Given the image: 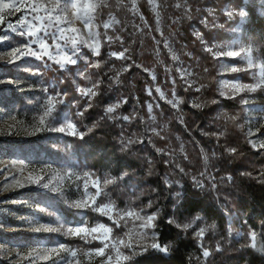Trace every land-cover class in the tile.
I'll use <instances>...</instances> for the list:
<instances>
[{"label": "rangeland", "instance_id": "1", "mask_svg": "<svg viewBox=\"0 0 264 264\" xmlns=\"http://www.w3.org/2000/svg\"><path fill=\"white\" fill-rule=\"evenodd\" d=\"M160 1L162 0H91L97 5V8L92 13V23L88 28H85L83 22L76 19L77 9L71 7L72 4L79 6L85 0H60V8H63L64 11L56 9L52 12V16L54 18L56 15H60L61 19L58 23L53 19L51 21L53 27L48 31L59 37L60 33L57 28L75 27L77 32H66L64 34L66 38L76 37L79 39L80 36H83L88 39V33L92 32L95 34L94 43L99 44L98 55L93 54V51L86 45L80 44L77 45L80 49L78 55L73 56L70 39L59 40L52 36H45L43 29L35 37L28 35L30 28L32 31L41 28L40 22L34 19L36 15L43 16L45 23H49L47 13L42 9L34 13L31 11V5H42L51 9L55 5V0H5V2L17 3L21 10L12 16L6 15L5 21L0 22V37L5 35L8 37L7 40H0V81H3L0 83V264H126L137 255L154 250L148 246L153 242L151 238L153 232L155 233V242H158L156 228L163 217L162 206L166 204L167 200L162 196V191L165 190L164 186L170 188L168 186L174 185L177 190H180L183 181L188 179L198 189L209 190L216 179L213 172L206 177L203 176V173L194 175V172H191L194 164L190 161L189 153L186 152L189 141H184L178 131L169 129L170 124L175 123L169 122L168 118H163L161 112L165 111L159 110L161 116L158 118L148 109L149 100L152 102L150 104L153 109L154 107L162 108L159 101L167 103L174 112L172 120L176 118L178 123L183 125L185 130L187 129L183 124L182 110L180 109L182 101L178 96L174 81L176 75L185 83L186 87H190L191 91H189L188 97L194 107L208 103L213 106V109L210 110L212 120L202 124H207L205 130H209L211 126L216 127L218 133H215L214 136L225 141L228 154H233L235 157L238 155L232 142V135L237 136V131L240 140L245 142L251 150L250 159L257 153L264 155V148L259 147L261 143H264V85L254 92L247 90L234 92L229 87L233 84L254 85L261 78L260 69L259 67L249 69L248 61L243 57V54L240 57L217 54L251 47L253 62L257 65H264V41L249 34L243 28L244 23L249 20V15L243 10H235V6L228 3L227 0H216L214 5L217 8L213 6L205 8L208 14L202 20L203 30L193 28L194 31H191L194 39L199 41L200 47L209 54L212 61V66L202 68V74L205 73V81L208 79L211 82L210 91L205 92L206 89H202L203 85L199 86L200 74L195 70L199 67L193 62L187 63L182 60L178 52L173 50L171 41L165 36L161 37L162 31L169 30L170 26L162 18ZM146 2L154 16L153 26L149 21H146V15L143 12ZM243 2L255 6V12L264 18V0H243ZM241 11L246 13L244 17L239 15ZM229 12L233 13L231 17L228 15ZM97 17L102 19L101 25L108 42V58L104 59L103 64L98 60L102 53L103 33L100 31ZM9 23L16 28L15 32L8 28ZM105 24L108 25V28L104 27ZM152 27L156 28L160 40L155 38L153 52L158 54L157 62L149 68L146 67L144 61H140L138 56L136 57L132 53L142 49L146 50V30L151 31ZM174 37L182 42L176 36V32ZM38 38L47 43L48 51L53 57L59 59L61 55L67 54L77 59V63L75 65L65 64L64 68H61L55 60H51L47 56L37 59L26 54L20 59H13L10 55L16 48H21L26 52V46L29 44L32 50L42 52L39 43H31ZM178 41L175 44L182 47ZM57 43L61 45V49L55 47ZM161 48L162 52L165 50L169 55L167 61L161 57ZM208 48H211L212 51H207ZM113 52L117 53V56H112ZM121 52L124 53L123 58L119 57ZM116 67L117 69L114 70ZM233 67L240 70L232 72L231 68ZM136 69H141L144 76L139 72L137 74L134 72L135 75L130 73ZM159 69L164 73L163 80L168 78V80L166 79L168 83L164 86L162 84L167 81H159ZM111 71H114L113 76H110L109 72ZM210 72L212 75L209 74ZM146 73L149 81L145 79L147 78ZM104 76L112 77L110 80L118 86L121 84L118 82L125 77L127 81H130L129 85L138 83L137 88L132 91L133 97L131 96L130 100L135 107L144 106L145 112H142L141 107L135 109L133 106L134 109H130L129 106L128 109L125 106L128 95L122 91L115 96L114 100L106 98L105 93V98L102 99V109L94 107L95 99L101 92L99 85ZM134 76H136L135 81L133 80ZM65 79L69 81L72 93L54 91L56 83L57 85L62 84ZM94 85H98V87H93ZM88 88H93L97 95L94 97L84 95ZM128 94L130 96V92ZM207 94L214 96L212 102L201 101V98L208 97ZM74 97H78V100L70 107L68 102L70 98ZM49 98H52L54 107L50 115H45L49 107ZM170 100L172 103H169ZM243 101H247V103ZM89 103L91 107L88 106ZM173 104L176 106L173 107ZM232 106H236L237 109L230 110L229 108ZM109 107H112L114 111L107 112ZM123 107L128 110L125 114L121 113ZM90 110L96 119L104 115V120L108 118V121L119 116H122V119L128 117L129 123L133 122V119L136 123L138 120L140 121L138 123H140L139 126L142 125L141 128H134L132 135H129L131 141L143 146L144 141L149 139L154 151L158 155L164 154L167 157L164 159V163L168 167L160 170L156 163L152 162V155L144 154L146 165L149 167L147 169L153 171L149 176L152 180L163 182L159 188L156 182L153 184L151 181L152 187L148 186L140 193H133L128 184L122 181V177L117 178L105 172L100 173L78 164V159L74 154L76 150L72 151L73 145L67 143H69L68 140H75L77 144L81 145L87 130L94 129L96 123L95 119L89 117ZM81 112L83 115H80ZM130 116L133 118L131 119ZM42 118L43 124L40 123ZM68 122L76 124L78 131L85 133L83 139L78 135L54 130L66 127ZM129 123L127 124L129 125ZM186 132L191 134L188 139L198 145L195 134L188 130ZM211 133H214V130ZM250 141L256 143L257 147L254 148ZM121 142L125 145L126 142H130V139L125 135L121 138ZM230 149H236V151L231 152ZM190 151V154L195 156L196 152H193V149ZM239 157L237 158L239 159ZM239 160L237 161L240 163L239 165L249 167L254 165L253 168L259 166L245 157ZM241 171L243 174L250 172L248 170ZM158 172L160 175L161 172H164L162 177L158 175ZM259 174V182L264 183V174ZM108 179H112L114 182L107 184ZM14 181H19L25 186L6 187ZM44 183L49 184L47 189L40 186ZM85 184H87L86 188ZM53 188H57L58 191H52ZM97 191L101 193L99 196L95 195ZM142 192L150 194L151 197L146 195V200L143 201L145 205L138 206L136 201L143 198ZM179 195L180 193L177 191L172 195V198ZM93 199L95 200L94 204ZM77 202L85 204V207H75ZM59 205L74 212L80 218L79 223L77 225L66 223L64 217L56 210ZM105 205L112 209L108 215L97 210V208H104ZM129 211L144 218L155 216L154 227L151 229L141 228L143 220L136 219V216L124 215ZM175 213H172L171 221L179 229L197 227L198 232L204 229L201 237L208 239H210L209 234L215 232L212 225L200 223L196 218H179ZM109 215L112 219H109ZM121 216L124 218L120 219ZM114 221H118V227ZM99 224L112 228V232L106 240L103 239L101 233L94 234L101 236V239H92L89 236L86 241L67 232L68 228H91ZM186 224L190 226L185 228ZM37 228L41 230L36 231ZM120 241L131 244L132 247H124L119 243ZM105 243L109 247L105 249L104 255H97L95 249L103 247ZM53 249L56 251L53 252ZM117 249L121 255L120 260L116 259ZM205 250L209 254L210 251L214 252L210 248ZM73 251L76 252L75 257L71 255ZM109 256L112 257L111 260L108 259ZM125 256L128 259H123Z\"/></svg>", "mask_w": 264, "mask_h": 264}, {"label": "trees", "instance_id": "2", "mask_svg": "<svg viewBox=\"0 0 264 264\" xmlns=\"http://www.w3.org/2000/svg\"><path fill=\"white\" fill-rule=\"evenodd\" d=\"M227 1L235 6V10H243L249 15V20L244 23L243 28L248 31L249 34L264 41V18L260 17L255 12V6H250V4L243 2V0ZM215 2L216 0L160 1V7L163 13L162 18L170 26L169 30L164 29L162 31L161 37L165 36L166 39L171 41L173 50L178 52L182 60L187 63L193 62L194 65L199 67V69L195 70L200 74L198 78L199 86L203 85L202 89H206L204 90L205 92L210 91L211 82L208 79L205 81V73L202 74V68L212 66V61L209 54L200 47L199 41L194 39L191 31H194L193 28L200 29V31L203 30L204 26L202 20L208 14L205 8L212 6L217 8L214 5ZM143 12L146 15V21H149L153 26L154 16L147 2L146 6H143ZM97 20L100 24V31L103 33L102 53L98 60L103 64L104 59L108 58V42L107 36L101 25L102 19L97 17ZM173 32L174 34H172ZM175 32L176 36L179 37L182 42L175 39ZM155 38H160L156 28L152 27L151 31L147 29L146 50L142 49L132 53V55L138 56L137 58L140 61H144L146 67L149 68L157 62L158 54L157 52H153ZM176 41L182 44V47L177 46L175 44ZM70 51H72V49H70ZM160 54H162L161 57L164 61L169 59V55L166 54L165 50L162 52V48ZM116 69L117 67L114 68V70ZM140 70L136 69L130 73L134 74V72H136L137 74L139 72L144 76ZM109 73L110 76H113L114 71ZM159 73V81L168 80V78H166L167 80H163L164 73L161 69H159ZM209 74L212 75L211 72ZM135 77L136 76H134L133 79L134 81ZM146 77L145 79L149 81L147 73ZM110 78H108V76L102 77L99 85L101 92L95 99L94 107L102 109V99L105 98V93L106 98L114 100L115 96L122 91L128 95L127 105L125 106L128 109L129 106L130 109H134L135 106L130 100V97H133L132 91L134 88H137L139 84L129 85L130 81H127L125 77L118 82L121 83L120 86H118L114 85ZM174 79L178 90V96H180L182 101L180 109L182 110L183 124L187 128L186 130L195 134L198 145L188 139L191 134L186 132L183 125L178 123L176 118L172 120V113L174 115V112L167 103L159 101L162 108L154 107L153 109L152 106L150 112L154 113L158 118L162 114L163 118H168L169 122H174L175 124H170L169 129L175 132L178 131L183 136L184 141H189L186 152L189 153L191 158L190 161L194 164L191 172H194V175L203 173L205 177L213 172L216 179L213 181V186L210 187L209 190L198 189L196 185L192 184L188 179L183 181L180 190H177V187L174 185L168 186L170 188L164 186L165 190L162 191V196L167 200L166 204L162 206L163 217H161L159 221L156 232L158 242L161 245H168L169 252L160 253L156 250H149L148 252L137 255L126 264H264V250H257L264 249V183L259 182V173L264 174V155L257 153L250 159L249 153H251V150L246 146L245 142L240 140L241 138L237 131V136H235V134L232 135V142L233 146L237 149L238 155L235 157L233 154H228L226 152L225 141L214 136L215 133H218L216 127L211 126L209 130H205L204 128H206L207 124H202L212 120L210 110L213 109V106L208 105L210 104L208 102H212L214 96L207 94L208 97L204 99L201 98V101L207 100L208 104H200V107H194L188 97L189 91H191L190 87H186L185 83L179 79L178 75H176ZM166 83H168V81L162 84V86L166 85ZM54 88V91L72 93V88H70L67 79H65L62 84L57 85L56 83ZM128 92H130V96ZM191 95H193V93H191ZM142 97L143 94L141 98ZM77 100L78 97H74L73 99L70 98L68 105L72 107ZM148 102L152 103L150 100ZM126 107H123L121 113L125 114L128 111ZM140 107L141 106H136L135 109H139ZM140 109L143 113L145 112L144 106ZM229 109L234 110L237 109V107L232 106ZM159 110L165 112L159 114ZM91 111L92 110L89 111L91 113L89 117L95 119L94 122L96 125L94 129L91 132H86L87 134L82 140L81 145L77 144L75 140H68L69 143H67L73 145L72 151L76 150L74 154H76L78 164L84 165L87 168L89 167L100 173L105 172L117 178L122 177V181L128 184V187H130L133 193H140L142 189H147L148 186L152 187L150 184L151 181H153V184L156 182L159 188V185H162L163 182L152 180L149 176L153 171L147 169L149 167L146 165L144 154L152 155V162L154 164L156 163V166H158L160 170L168 167V165L164 163V159L167 157L164 154L158 155L154 151L149 139L144 141L143 146L140 143H133L131 141L129 135H132L133 129H139V127L142 126H139V117L137 119L138 124L135 122V119H133V122L129 123L130 119L124 120L122 116L108 121V118L104 120V115L96 119ZM86 114L88 115V113ZM132 118L133 117H131V119ZM127 123H129V125ZM233 128H235L234 125ZM213 130L214 133H211ZM125 135L130 139V142H126L127 144L124 145L121 142V138ZM157 140L159 142V139ZM190 149L196 152L195 156L190 154ZM237 157H239V159L241 158V160L243 157L248 158L250 162L256 163L259 166L253 168L254 165L252 167L239 165L240 163L237 161L240 160ZM170 166L173 165L170 164ZM241 170H248L250 172L243 174ZM163 173L164 172H161L160 175V172H158V175L162 177ZM251 175L254 178H250ZM160 177L158 176L159 179H161ZM207 186H209L208 183ZM177 191L180 195L172 198V195L177 193ZM142 195L143 198L136 201L138 206L145 205L143 201L146 200V195L151 197V195L146 194V192H142ZM56 210L64 217L63 219L66 223H70L71 225H77L79 223L78 220L80 218H78L74 212L68 211L64 206L59 205V208ZM173 212H176L175 214L179 218H196L200 223L204 222L205 224L212 225L215 232H211L209 234L210 239H208L207 237L196 235L198 232L197 227L179 229L171 221ZM252 233H256L255 240L251 237ZM253 244H255V247L252 246ZM208 248L214 250V252L209 250V256L205 257L203 253L204 250Z\"/></svg>", "mask_w": 264, "mask_h": 264}, {"label": "snow or ice", "instance_id": "3", "mask_svg": "<svg viewBox=\"0 0 264 264\" xmlns=\"http://www.w3.org/2000/svg\"><path fill=\"white\" fill-rule=\"evenodd\" d=\"M72 8L77 9V15H76V19L80 20L83 22L84 27L88 28V26L92 23V13H94L96 11L97 5L95 3H92L91 0H85V2L81 5H77V4H72L71 5ZM41 9L47 13L48 15V20L49 23H45V18L43 16L40 15H36L34 17V19L38 20L40 22L41 28H36L35 31H32L31 28L28 31V35L29 36H37V33L40 32L42 29L44 30V35L45 36H52L54 39H59V40H66V39H70V43H71V47L73 49V56L78 55L80 49L77 47V45L83 44L86 45L89 49H91L93 51V54L98 55L99 54V44L98 43H94L95 41V34L92 32L88 33V39H85L83 36H80L79 39H77L76 37H65V33L66 32H72L75 33L77 32V29L75 27H71V28H57V31L60 33L59 37H56V34L53 32H49L48 29H50L51 27H53V24L51 23V21H54L56 23H58L61 19L60 15H56L54 18L52 16V12L55 11L56 9H60V11H64L63 8H60V0H55V5L53 8H47L45 6H37L36 4H32L31 5V11L36 13L41 11ZM21 9L20 7L17 5V3H13V2H5V0H0V22H4L5 21V16H12L15 12H19ZM82 13V14H81ZM228 15L231 17L233 15V13L229 12ZM239 15L241 17H244L246 15L245 12L241 11L239 12ZM105 28H108V25L105 24L104 25ZM8 28L11 29L13 32L16 31V28L13 27L12 24H8ZM8 37L7 35L0 37V40H7ZM31 43H39V47L40 49H42L43 51H34L31 48V45H27V51L25 52V50L21 49V48H16L13 52L10 53V55L13 57V59H20V57L24 56V55H31L37 59H43V57L47 56L49 59L51 60H55L57 64H59V66L61 68H64L65 64H72L75 65L77 63V59H74L73 56H69L67 54H63L59 57V59H57L56 57H53L51 55V53L48 51V45L47 43L44 42L43 39H37V40H33ZM55 47L57 49H61V45L59 43H57L55 45ZM207 51L211 52L212 49L208 48ZM218 55H227L229 57H240L243 54V57L245 59H247L248 61V68L249 69H253L254 67H259L260 72V79L257 83H255L254 85H249V84H245V85H237V84H233V85H229V87L231 89L234 90V92H239L241 90H247L248 92H254L257 88H260L262 85H264V65H257L253 62L252 59V48L248 47L247 49L241 48L238 51H230L227 53H217ZM112 56H117V53L113 52L111 53ZM119 57L123 58L124 57V53L121 52L119 53ZM175 59V57H173ZM98 66V65H96ZM240 69L233 67L231 68L232 72H236L239 71ZM181 75H183V73H181ZM0 83H3V81H0ZM9 83H11V81H9ZM93 87H98V85H94ZM157 91L159 92V89H157ZM150 94V93H149ZM84 95L86 96H91L94 97L97 95V93L93 90V88H88L87 91L84 92ZM161 96H163V93H161ZM244 103H247V101H243ZM169 103H172V101L170 100ZM177 103H179V101H177ZM89 107H91V104L89 103L88 105ZM176 104H173V107H175ZM54 107L52 98H49V107L47 112L45 113V115H50L52 112V108ZM116 107H119V105H116ZM195 107H200V105H195ZM149 111H151L152 109V105L149 104L148 105ZM114 109L112 107H109L107 109V112L111 113L113 112ZM80 115H83V112L80 113ZM125 120L128 119V117H124ZM41 124L44 123L43 118L40 121ZM37 131H39V129H36ZM55 131H59L61 133L64 132H68L70 135H78L81 139H83V136L85 135V133L83 132H79L76 124L72 123V122H68L66 127H61L59 129H54ZM88 132L92 131V128H89L87 130ZM251 142V141H250ZM252 146L255 148L257 147L256 143L251 142ZM260 148H264V143H261L259 145ZM231 152H235L236 149H230ZM31 176V174H29ZM87 175V174H86ZM38 182V181H37ZM114 181L112 179H108L106 181L107 184H112ZM25 185L23 183H20L19 181H14L12 184L10 185H6V187H24ZM41 187L47 189L49 187L48 183H44L42 185H40ZM87 187V184H85V188ZM52 191H58L57 188H53ZM101 193L100 191H97L95 193L96 196H99ZM93 204L95 203V200L93 199ZM75 207L78 208H83L85 207V204H82L80 202H77L75 205ZM98 211L104 212L106 215L110 214L112 209L108 206L105 205L104 208H97ZM124 215L131 217V216H136V219L138 220H143V223L140 225L141 228H146V229H151L154 227L153 221L155 220V216H147L146 218L139 216V214L134 213V212H126ZM124 216H121L120 219H123ZM109 219H112L111 215H109ZM114 224L118 227L119 223L118 221H114ZM190 225H184L185 228L189 227ZM40 228H37L36 231H40ZM47 230H54V229H47ZM68 234L80 237L81 239H85L87 241V238L89 236L92 237V239H101V236L98 235H94L97 233H101L102 237L104 240H106L108 238V235L112 232V228L111 227H107L104 224H99L96 227H75V228H68L67 229ZM204 232V229H201L199 232L196 233L197 236H202ZM145 236H147V233H145ZM251 237L253 240L256 239V233H252ZM152 240L153 242L148 246L151 249L157 250L160 253H168L169 252V246L168 245H161L158 242H155V233H152ZM120 244H123L124 247L127 248H131L132 245L131 244H125L124 241H120ZM253 247H255V244L252 245ZM109 245L107 243L104 244L103 247H99L97 249H95V253L97 255H101L103 256L105 253V249L108 248ZM113 247H115V245H113ZM258 251L264 250V249H257ZM53 252H55L56 250L53 249ZM31 255V254H29ZM71 255L73 257L76 256V252H72ZM203 255L205 257H207L209 255L208 251L205 250ZM109 260L112 259L111 256L108 257ZM117 260L121 259V255L119 253V249H117ZM123 259H128V257H123Z\"/></svg>", "mask_w": 264, "mask_h": 264}]
</instances>
